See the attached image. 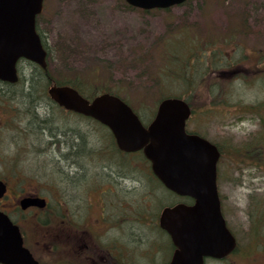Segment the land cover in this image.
<instances>
[{"label":"rangeland","instance_id":"rangeland-1","mask_svg":"<svg viewBox=\"0 0 264 264\" xmlns=\"http://www.w3.org/2000/svg\"><path fill=\"white\" fill-rule=\"evenodd\" d=\"M46 8L38 22L51 50L50 70L54 76H87L99 83L119 86L122 94L144 112L157 109L158 80L161 82L159 77L163 75L160 67L162 47L170 41L164 56L169 65L175 64L176 56L184 58L187 55L180 42L177 40L176 43L171 37L187 36L204 41L213 36V42L210 40L208 46L224 57L239 60L229 70L224 69L221 76L215 72L207 75V79L224 82L230 87L228 105L210 107L214 95L207 87L184 91L191 95L190 103L194 109L187 128L222 147L218 166L222 209L239 240V250L231 257L230 264H264V245L257 246L250 232V218H261V202L264 206V107L262 119L256 117L255 111L247 110L264 101V0H187L169 8L149 10L131 7L125 0H47ZM228 36L230 41H224ZM183 40L189 42L185 37ZM197 47L200 54L202 46ZM32 70L33 65L28 61L19 62L20 75L29 76ZM168 87L164 91L182 88L175 84ZM220 90H223L222 86ZM40 102L42 109L36 110L42 118L49 116L55 120L52 121L53 130L74 128L78 134L86 133L91 147H102L104 152L101 153L111 157L108 133L100 128L101 125L48 100L41 99ZM1 106L2 103L0 177L9 181L10 195L14 186L18 182L24 184L28 176L33 178L37 174L39 180L58 179L57 172L45 171L44 174L43 171L48 165L54 166L42 153L52 138L47 129L44 139L35 140L25 128L28 116L18 108L6 110ZM15 117H24V120L13 123ZM42 140L46 142L41 144ZM62 145V152H67V147ZM241 151H246L247 155L239 154ZM54 155L59 167L63 165L70 169L59 151ZM95 156L89 161L91 167L97 164L96 160H104V156ZM136 158L138 187L133 193L142 207L148 206L145 196H149L152 212H155V202L159 200L156 191L155 194L148 192L147 162L139 154ZM110 161L116 164L113 159L105 162ZM80 162L86 164L82 159ZM30 178L27 181L34 180ZM133 193L123 192L124 199L134 197ZM160 196L167 200L170 194L162 189ZM259 230L264 233L263 227ZM247 249L248 256L241 252ZM161 255L158 252L154 261H159ZM133 263L142 264V259L134 258ZM210 264L225 262L218 260Z\"/></svg>","mask_w":264,"mask_h":264},{"label":"water","instance_id":"water-1","mask_svg":"<svg viewBox=\"0 0 264 264\" xmlns=\"http://www.w3.org/2000/svg\"><path fill=\"white\" fill-rule=\"evenodd\" d=\"M126 1L152 9L186 0ZM42 9L43 0H0L1 81H18L20 58L47 68L48 53L36 30V16ZM48 94L60 106L108 126L120 149L142 150L154 174L168 189L194 199L193 204L178 203L161 213L160 225L176 246L170 264H204L205 257L223 258L236 248L237 239L224 217L217 185L221 152L209 139L187 131L192 108L186 99H162L153 120L144 125L133 108L113 93L103 92L90 99L72 85L53 83ZM6 190V183L0 179V197ZM0 263L39 264L23 245L18 225L1 210Z\"/></svg>","mask_w":264,"mask_h":264},{"label":"flooded vegetation","instance_id":"flooded-vegetation-1","mask_svg":"<svg viewBox=\"0 0 264 264\" xmlns=\"http://www.w3.org/2000/svg\"><path fill=\"white\" fill-rule=\"evenodd\" d=\"M46 3L44 0V9L36 19L39 32L38 18L47 10ZM107 130L117 146L112 131L108 127ZM82 137L84 148L77 154L83 157L72 164L67 162L70 169L59 167L54 158L49 161L56 168L50 165L44 168V174L45 171L57 172L58 179L49 181L39 180L37 174L33 178L28 176L24 184L18 182V186H14L10 195V183L4 178L7 191L0 198V210L18 225L24 246L39 264H134V258H141L142 264H170L176 246L170 233L160 225L161 213L165 207H173L186 199L189 203L194 200L168 190L176 196L175 201L156 203L152 212L149 196H146L145 204L149 207L140 206L138 196L133 193L138 187L136 161L132 160L130 169L120 167V160H115L116 164L107 163L106 155L91 152L96 147H91L86 133ZM63 149L62 145L59 153L65 161L67 152H62ZM118 149L123 155L135 154ZM95 154L104 156V160H96L97 164L91 167L89 161ZM81 159L86 164L81 163ZM29 178L34 180L27 181ZM123 192H131L134 197L126 200ZM238 250L222 259L206 257L204 264L218 260L230 264ZM158 252L162 253L160 260L154 261ZM241 252L249 255V249Z\"/></svg>","mask_w":264,"mask_h":264},{"label":"trees","instance_id":"trees-1","mask_svg":"<svg viewBox=\"0 0 264 264\" xmlns=\"http://www.w3.org/2000/svg\"><path fill=\"white\" fill-rule=\"evenodd\" d=\"M184 37L187 38L189 42H185L183 40ZM42 38L46 46V49L48 51L47 68L43 69L39 65L28 61L29 64L33 65V70L31 71V74L29 76L20 75L19 81L13 84L0 81V103H2V106H1L2 109L13 110L14 108H18L22 110L23 114L28 116L25 128L32 134L33 138L35 136L34 138L35 140L39 139L40 141L41 139H44L43 137L45 136V134H47L46 127H48L49 129H53L52 122L50 121L51 124L48 123L49 120H51L49 116L47 117L45 116L42 118L36 110V108L42 109L41 104H40L41 99L48 100L49 102L54 103L48 95V87L52 85L53 83L71 84L72 86L77 88L87 98H92L102 92H110V93L117 94L121 96L128 104H130L133 107V109L138 113V115L141 117L143 122L147 123L151 120V118H153L155 111L144 112L140 110L138 107L134 105L132 100H130L127 96L122 94V90L119 88V86H112L108 82L99 83L93 79L87 78V76L80 77L78 75H75L73 77H66V78L61 77V76L59 77L54 76V74L50 70L49 60L51 58L50 56L51 50L43 34H42ZM173 38L176 43H177V40L180 42V45L182 46L185 54L187 55L184 56V58L176 56L175 64L169 65L165 62L164 56H166L165 55L166 47L170 41L162 47V50H161L162 51L161 52L162 61H160L161 62L160 67L162 66L161 73L163 75L159 77L161 82H159L158 80L160 90L158 92L155 104L158 103L162 98L171 97V96L184 97L190 103L191 95H186L184 93L185 90L189 89L190 91H197V90L202 89L203 87H207L210 93L214 95V98H212L213 100L210 103L211 104L210 107H216L218 105H226V104L228 105L229 104L228 101H230L229 100L230 99V94H229L230 87L228 88V86L224 82H219V81L216 82L214 80L207 79V75L210 72H215L216 74L219 73V75L221 76L224 72V69H228L234 63L239 62V60H236L230 57L229 58L224 57L221 55V53H218L217 49H212L211 48L212 46H208V44L213 42V40H211L213 36L210 37L208 40H204V41H202L201 38H192V37H187V36L171 37V39ZM224 41L229 42L230 36L224 38ZM197 46H200V47L202 46L201 48H199L201 50L200 54L197 53L198 52ZM60 48H58V51L61 50ZM209 48L211 49L209 50ZM234 72H236V70H234ZM172 84L180 85L182 87L180 89L181 91L180 90L164 91V88ZM162 85L163 87L164 86L165 87L162 88ZM221 86L223 87V90H220ZM215 89L218 90L217 93H215ZM139 103L141 104V102ZM263 107H264V101H261V102L256 103L255 105H252V109L247 108V110L255 111L257 114L256 117L262 119L263 114L261 111ZM23 120H24V117L23 118L15 117L13 120V123L23 122ZM52 121H55V120H52ZM96 123L102 126L100 128L106 131L105 132L106 134L108 133L109 140L107 141V143L110 148L111 158L114 160L115 163L116 161L120 160L121 166L123 169H130L131 167L130 163L132 162V160L137 161L136 155L138 154L140 155L142 160L147 162L148 168L145 169L146 180H147L146 182L148 183L149 193L155 194L154 191L157 192V197H158L159 202L156 201L155 203H157L158 205L159 204L162 205V204L175 201L176 196L172 194L171 192H169L166 188H164L162 183L152 173L151 168H150V162L145 158V156L143 155L141 151L133 154V156L121 154V151L114 144L113 138L110 132L107 130V127L100 124L99 122H96ZM50 136L52 135L50 134ZM82 136L83 135L81 134L76 135L74 133H71V132L67 133V131H65L62 137H57L54 141H52V138L49 139L47 141V145L45 148L52 149L53 152H56V151H60L61 143L64 144L65 147H67L68 149L67 154H66L67 156L65 157V161L72 164L73 161L75 162L79 160L81 156L80 154L78 157L77 153L79 151H83L84 140L82 139L83 138ZM52 137H55V136H52ZM43 142H46V140L45 141L42 140L41 144ZM220 145L221 144H218L220 150L222 151L221 149L222 147ZM94 147L95 146H93L92 148ZM92 150H97L100 154H102L101 152H104V149L102 147L101 148L96 147V149H92ZM36 154H41V153L37 152ZM239 154H242L243 156L247 155L246 151H241ZM109 158L110 157L106 156L107 160H109ZM255 163L257 165L260 164L257 161ZM162 189L169 192L170 194L169 199L164 200L160 196V194H162ZM260 211H261L260 214L262 216L261 218H256V217L250 218V226H251L250 232L252 233V235H254L253 240L257 246L258 245L263 246L262 243L264 244V233H261L259 230L260 227L264 228V206L262 202L260 206Z\"/></svg>","mask_w":264,"mask_h":264},{"label":"bare ground","instance_id":"bare-ground-1","mask_svg":"<svg viewBox=\"0 0 264 264\" xmlns=\"http://www.w3.org/2000/svg\"><path fill=\"white\" fill-rule=\"evenodd\" d=\"M52 122V120H49V122L48 123H50L51 124V122ZM46 127V126H45ZM46 129H47V133L50 135H52V136H55V137H52V141H54L56 138H57V136L58 135H60V134H63L64 132H61V131H54L53 129H49L48 127H46ZM62 130H65V131H67V133H74V134H76L77 135V131L74 129V128H67V129H63V128H61ZM60 129V130H61ZM79 135V134H78ZM79 137V136H78ZM56 142H57V140H56ZM57 147V146H56ZM43 150H44V152H43V156H44V158H46V159H48V160H50V159H52V158H55V155H54V153L55 152H53V150L52 149H49V148H46V149H44L43 148ZM61 154L59 153V156H60ZM66 157V156H65ZM47 161V160H46Z\"/></svg>","mask_w":264,"mask_h":264}]
</instances>
